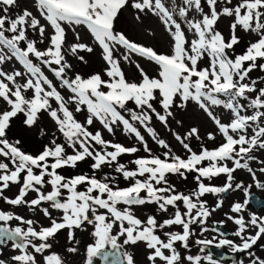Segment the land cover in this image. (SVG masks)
Instances as JSON below:
<instances>
[{
  "label": "snow or ice",
  "instance_id": "1",
  "mask_svg": "<svg viewBox=\"0 0 264 264\" xmlns=\"http://www.w3.org/2000/svg\"><path fill=\"white\" fill-rule=\"evenodd\" d=\"M204 2L208 11L202 0H181L179 4L174 0L171 4L167 0H131V3L130 0H35L37 16L28 8L13 14L12 10L19 8L18 0H0V101L3 102L0 103V200L13 208L26 207L33 212L39 208L50 220L49 226L37 228L38 221L0 208V244L12 241L14 248L23 250V254L15 257L17 261L37 264L36 256L28 252L29 248L34 253H42L51 247L48 240L58 231L69 229L72 240V230L89 224L93 227V242L86 246V264H95L97 259L100 264H137L135 255L126 248L140 243L147 249V264H183L176 243L182 242L187 247L191 225H203L211 215L206 201L200 198L204 194L215 195L232 189V174L238 168L254 174L249 165V161L255 159L253 150L264 149V87L257 88L255 80L245 81L253 69L258 67L264 71V63H258L264 60V0H237L235 4L233 0ZM129 6L135 10L133 18L138 23H143V18L149 14L160 20L172 37L170 54L159 53L130 39L124 31L116 30L115 21ZM192 12L198 13L199 18H190ZM222 16L234 18L228 38L215 27ZM238 25L246 32L256 33L258 39L249 43L242 54L232 58L229 50L240 43L236 34ZM81 26L91 34L92 45L82 42L77 31ZM67 29H71L75 37V42L70 44ZM186 31L192 33L191 40ZM30 32L37 34L35 39L30 38ZM97 46L106 64L103 75L94 72L85 77L66 57L70 55L86 64L80 53H92ZM205 54L210 63L200 67L199 62ZM133 56L157 65L158 75L150 76L137 63L141 78L127 79L121 58L132 63ZM13 59L23 66V71L3 69L2 66ZM44 68L54 79L49 78ZM62 90L69 95L65 97ZM29 92L30 96L27 95ZM251 93L256 95L251 97ZM157 99L162 112L154 107L153 102ZM241 100L249 103L245 105ZM189 101L212 121L222 140L217 147H202L197 153L187 141L193 137L200 139V129L190 127L184 135L176 132L175 139L189 153L183 158L171 152L168 142L159 138L151 127V121L155 116L167 125L168 118L173 115L172 108L183 109ZM129 102L135 107L129 108ZM70 105L75 106L74 111ZM216 108L228 110L227 121L214 111ZM248 108L253 113L242 114ZM85 109L87 116L81 122L74 112ZM42 113L54 123L63 142H57L54 134L41 151L33 154L22 148L20 139H10L8 132L18 114H23V125L32 128ZM94 121H99L111 134L117 127H122L125 134L135 137L147 155L132 160L135 168L129 169L119 162V157L138 153L140 148L106 140L99 130L90 131L89 126ZM138 125L156 144L166 149L163 158L153 153ZM40 134L46 133L40 129ZM207 137L213 141L217 139L215 132H208ZM88 158L92 160L91 175L66 176L59 171L76 168L78 162ZM204 161L209 162L207 166H202ZM227 161H232L233 167H229ZM105 166H114L116 174L132 183L119 187L115 183L117 176L105 173L99 177L97 173ZM187 172L197 173V187L185 194L177 191L167 176L178 174L186 179ZM222 174L227 177L223 186L205 184V180L211 181ZM14 185L18 186V191L12 196L5 195ZM48 186L51 190L44 191ZM257 186L264 189V183ZM235 187L244 188L246 197L243 204L237 202L232 207L233 212L239 213L254 194L250 192V186L237 184ZM30 192L36 195L29 200ZM141 192L146 195L142 197ZM178 202L183 203L185 211H181ZM148 203L156 204L159 211L165 213L171 206L175 209L174 214L162 222L151 215L142 220L132 209ZM221 204L219 201L216 208ZM50 209L62 213L59 220L52 216ZM230 219L239 226L235 235L241 237L242 244L220 239L218 247L228 245L233 251H244L264 236V217L253 214L247 222L243 216ZM12 220L18 221L16 227L9 225ZM172 225L181 226L182 231L158 234V230ZM249 226L257 231L255 235L245 237L243 234ZM197 243L207 246L213 241ZM69 250L75 252L77 249ZM204 258L209 264H218L211 254ZM186 259L190 264H201L199 255H189ZM44 264H62V258L50 254L44 257ZM251 264H264V259L255 257Z\"/></svg>",
  "mask_w": 264,
  "mask_h": 264
},
{
  "label": "rangeland",
  "instance_id": "2",
  "mask_svg": "<svg viewBox=\"0 0 264 264\" xmlns=\"http://www.w3.org/2000/svg\"><path fill=\"white\" fill-rule=\"evenodd\" d=\"M169 4L173 3V0H167ZM175 3L179 4L181 0H174ZM237 0H233V4H235ZM131 3V0H130ZM19 8H14L12 10L13 14L19 13L24 8H28L30 11L33 12L34 15L39 16V13L37 12L35 8V0H18ZM202 5L205 9V11H208L207 5L202 0ZM220 5H218L219 7ZM134 14L135 10L131 9V7H126L122 10V12L119 14L117 20L115 21V28L117 31H124L127 36L138 42L142 43L146 46H150L154 48L159 53H166L170 54L171 52V45H172V37L171 35L166 31L163 24L160 22V20L149 14L147 17L143 18V23H138L134 20ZM196 17L199 18V14L192 12L190 13V18ZM232 17H224L222 16L217 24L215 25L216 30L220 31L226 38L230 35V25L233 22ZM44 23V21H41ZM182 26L187 29L186 25ZM49 32H51V29H48ZM77 31L80 32V35L82 37V42L89 43L92 45L93 41L91 38V34L87 31L84 27H78ZM186 34L188 36V39L191 40L193 38L192 33L187 32ZM236 34L240 38V43L235 45L232 50H229V55L234 58L235 55L242 54L249 43L255 42L258 39V36L256 33L253 32H246L242 27L239 25L236 29ZM35 33H29L30 38L35 39L36 38ZM67 41L68 43L75 42L74 34L72 33L71 29H67ZM23 47V44L21 45ZM45 45H39V47L43 48ZM123 51L122 49L120 50ZM101 49L99 47H95L94 51L92 53L87 52H81L80 55H83L85 57V60L87 63H81L76 58L72 56H67L66 58L69 60L70 63L73 64L75 70L79 72L81 75L87 77L88 75L94 73V72H100L103 75V69L106 67V64L101 59L100 56ZM117 57H120V53L118 52ZM34 62L35 58H32ZM139 63L144 70L153 77H156L158 75V66L155 65L152 62L147 61L144 58L133 56L132 63H128L122 60L121 58V66L123 71L126 74V78L131 80H139L140 73L139 70L136 68V64ZM210 63V58L205 54V56L201 59L199 62L200 67H207ZM258 63H264V60L258 61ZM3 69L5 71H12L13 69H18L20 71H23V66L13 59L11 62L5 63L3 66ZM47 75H49L50 79H54L51 76V73L48 72L46 68L43 69ZM69 75H72V73H69ZM105 79H107L106 76H104ZM250 80H255L257 82V88L264 87V71H262L260 68H255L253 71L249 74V79L245 82L248 83ZM22 82V81H21ZM54 83L55 80H54ZM58 86V83H57ZM62 94L67 97L69 93L66 90H62ZM28 96L31 95V92L27 93ZM251 97H254L256 93L249 94ZM157 97L159 99V94L157 93ZM157 101H154V107H156L157 111H161L162 109L159 106ZM0 103H3L0 101ZM177 104H179V100L177 99ZM55 106V105H54ZM129 108H134V104L129 102L128 104ZM75 106L70 105V109L74 111ZM214 111L221 116V118L225 121L228 120V117L230 116V113L228 110L223 108H216ZM173 115L168 118V124L165 125L161 123L159 120L153 116V119L151 121V127H153L159 138H162L168 142L171 148V152L175 155H179L183 158H187L189 153L182 147V145L175 139L174 133L179 132L181 135H184L190 127H198L200 129V139H196L195 137L191 138L189 141H187L190 144V147L193 149V151L199 153L202 147H207L209 149L215 148L219 145V143L222 140V137L218 132H216L215 125L212 123V121L203 113L202 110L198 108L197 105H195L194 102L189 101L187 106L183 109H180L178 107L172 108ZM253 113V110L248 108L246 113L242 114H248L251 115ZM74 115L77 120L84 122L87 116L86 109L75 113ZM23 114H18L17 118H14L11 123V129L9 130L8 137L10 139H13L14 136H16V133H18L21 138L22 142V148L28 152H32L33 154L38 153L43 149V146L45 144H48L50 140L53 138L54 134L57 138V142H63V137L60 133L56 131L54 123L50 120V118L47 116L46 113H42L39 115V119L37 122V125L33 126L32 128L25 127L23 125ZM141 133L145 136V139L147 140L149 147L153 150V153L156 155H160L161 158H163V152L166 151V149L161 148L158 144L155 143V141L152 139V137L146 132V130L139 126ZM40 129H43L46 133L45 135L40 134ZM90 131H101L103 134L104 139L111 140L113 142L122 143L125 146H136L140 148V151L135 154H124L121 157H119V162L125 164L129 169L135 168V165L131 163L132 160L136 159L138 156H146L147 153L143 151L142 146L139 144V142L135 139L134 136L125 134L122 130V127H117L115 129L114 134L108 133L106 129L103 128V126L99 123V121H94L93 125L89 126ZM208 132H215L217 139L215 141L209 140L207 137ZM249 135L252 134V130H248ZM12 136V137H11ZM68 152L71 153V149H68ZM253 156H255L254 160L249 161L250 167L254 170V174L252 172H249L245 168H238L233 172V180H232V189L228 190L226 195L223 197L222 195L224 193L220 194H204L200 199L202 201H206V207L211 212V215L208 216L202 226H200L198 223L191 225V231L192 234L190 237H192L193 240H198L199 237L207 238L206 240H212V244H218L220 239H229L233 241L235 245L242 244V240L240 236L235 235V233L238 231L239 226L235 224L233 219H230V217H238L243 216L245 221L247 222L250 217L255 214L258 217H264V207L259 208L258 211H254L248 204L245 205L241 212L235 213L232 211V207L235 203L239 202L241 204L245 201V192L244 188L237 189L235 186L237 184H242L244 187L250 186V192H254L255 194L264 197V189H261L257 186L258 182L260 180L264 183V171H261L262 168H264V149L256 148L253 150L252 153ZM92 160L90 158L78 162L76 168H64L59 170L61 174L66 176H74L77 174H83L87 173L89 175L92 174L91 165ZM208 161H204L202 163V166H207ZM229 167H233L232 161L226 162ZM114 167V166H113ZM113 167L105 166L103 168V171H100L97 173L99 177H103L105 173L112 176H117V179L115 181L116 184L119 185V187H127L132 183V181H126L123 179L122 176L116 174L113 171ZM69 171V172H68ZM197 173L195 172H187L185 173L186 179L181 177L178 174H168L167 179L168 182L175 186L177 191L183 192L185 194L192 192L196 189L197 183L195 180V176ZM205 184H212L215 186H223L227 182L226 175L222 174L217 177H213L211 181L205 180ZM50 186L46 187L44 191H50ZM81 190H83V186H81ZM10 195H14L18 191V186L14 185L11 187ZM34 192H30L27 196V199H32L35 197ZM140 195L143 197L146 195V193L141 192ZM222 201V204L219 208H216V204ZM179 207L181 211H185V207L182 202H178ZM121 208L124 207V205H120ZM215 209V210H213ZM133 212L135 215L142 220L146 219L148 216H155L159 222H162L164 219L170 218L173 214L175 209L171 206H169L168 212H161L158 209V206L154 203H148L145 205L140 206H134ZM30 211L26 207H20V215L24 218H27L30 216ZM52 216L56 218L57 220L60 219L62 213H59V211L53 210ZM195 213V210H193V214ZM215 225H220L223 227V229L231 235L227 238L226 236H222V234H218L214 230ZM202 229H207L206 231ZM93 227L92 225L85 224L84 227L78 229L77 234H75V229L72 230L74 233V239L77 240L78 243L75 244V246H70L67 248L68 257L69 259H72V257L77 255V258H75L74 262L79 259V261H82L86 258V246L89 243L93 242V238L91 236ZM65 231V230H64ZM63 231V232H64ZM69 229L66 228V233L63 234V238L66 242H70L69 239ZM181 232L182 227L179 225H172L169 227L164 228L163 230H158V234L162 235L163 232ZM257 229L254 227L249 226L246 231L244 232V236H253L255 235ZM122 242V241H121ZM65 244V243H64ZM76 248L77 250L75 252L70 251L69 249ZM131 253L135 255V259L137 261V264H140L139 261L143 259V255L141 253V250L143 248H146L143 243H140L136 246H130ZM147 250V249H146ZM13 251V250H11ZM69 253L71 256H69ZM80 255V256H79ZM239 257H242V261L239 264H251L252 259L255 257H260L261 259H264V236H261L260 239L257 240L255 244L252 245L250 249H248L245 253H241L238 255ZM74 262L72 264H74ZM80 264V263H79Z\"/></svg>",
  "mask_w": 264,
  "mask_h": 264
},
{
  "label": "flooded vegetation",
  "instance_id": "3",
  "mask_svg": "<svg viewBox=\"0 0 264 264\" xmlns=\"http://www.w3.org/2000/svg\"><path fill=\"white\" fill-rule=\"evenodd\" d=\"M258 183H263V181L260 180ZM9 193H10V191L5 192V195L12 196ZM43 206L47 207L48 205H43ZM0 208L4 209L6 211L10 210V211L20 215V207H14L13 208L12 206L4 203L2 200H0ZM50 211L52 212L53 210L50 209ZM256 211H258V210H255V212ZM25 219H34V220L38 221V224L36 225L37 228H39L40 226H49L50 225V220L43 215L42 211L39 208H37L36 211H34V212L32 211L30 213V216L25 218ZM9 225L11 227H16L18 225V221L12 220L9 222ZM20 226L26 227V225H20ZM200 226H202V225H200ZM214 228H215V226H214ZM64 230L66 231V228L58 231L53 237L49 238L48 243L51 245V247L46 249L44 252L34 253L31 248L28 249V252L30 254H34L36 256L37 264H44V257L47 255H50V254L60 255V257L62 258V264H72L74 262L75 258H77V255L72 257L71 254L69 253V256L72 257V259H69L68 253L66 254L65 252H67V248L69 247V245L71 247L75 246V244L78 243L77 240H79V239H72L70 242H66L63 238V234L66 233ZM74 232H75V234L79 233L78 229H75ZM226 237L231 238L232 236L231 237L226 236ZM206 239L207 238L199 237L198 240H193L192 237H189L187 247H184L182 242L176 243V248L181 253L183 264H190V262L186 259V257L189 255H191V256L199 255V256H201V264H209V262L204 257H206L208 254H210L208 251L209 248H211L212 246H215V247H218V246H217V244H210V245L204 246V245L197 243V241L206 240ZM36 242L39 243V241H36ZM220 248L224 254L233 256L234 264H239L242 261V257L241 256L239 257L238 255L241 253H245L247 251V250H244L243 252L233 251V249L228 245L220 246ZM11 250H13V251H11ZM126 251L131 252L130 246H127ZM75 253H77V252H75ZM141 253L145 256H143V259L141 261H139V263L140 264H147V261L145 259L146 254H147L146 248H143L141 250ZM21 254H23V250L14 248L12 241H7L6 243L0 244V262H2V264H23L22 261H17L15 259V257L17 255H21ZM212 258L215 261H217L218 264H232L231 258L224 259V260H219L218 258L213 257V256H212ZM85 261H86V258L82 261H79V259H78L76 261V263L74 262V264H79V263L84 264ZM95 264H100V261L97 259L95 261Z\"/></svg>",
  "mask_w": 264,
  "mask_h": 264
},
{
  "label": "water",
  "instance_id": "4",
  "mask_svg": "<svg viewBox=\"0 0 264 264\" xmlns=\"http://www.w3.org/2000/svg\"><path fill=\"white\" fill-rule=\"evenodd\" d=\"M226 193L227 192H224V194L222 196L224 197L226 195ZM251 193L254 195L252 197L248 198L249 199L248 204L251 207H253L255 210H258L259 208L264 207V198L258 196L254 192H251ZM215 230L218 231L220 234L225 235V236L231 235L229 232L225 231L223 229V227L220 225L215 226ZM208 251L211 255H213L214 257L221 259V260L231 258V263L234 264L233 256L224 254L220 247H211V248H209ZM84 264H86V261Z\"/></svg>",
  "mask_w": 264,
  "mask_h": 264
},
{
  "label": "trees",
  "instance_id": "5",
  "mask_svg": "<svg viewBox=\"0 0 264 264\" xmlns=\"http://www.w3.org/2000/svg\"><path fill=\"white\" fill-rule=\"evenodd\" d=\"M242 103L245 104V105H247V104L249 103V101H247V100H243ZM10 129H11V128H10ZM8 135H9V132H8ZM18 135H19V134L16 133V136H14L13 139H20L21 137L18 136ZM11 137H12V136H11ZM68 172H69V171H68Z\"/></svg>",
  "mask_w": 264,
  "mask_h": 264
}]
</instances>
